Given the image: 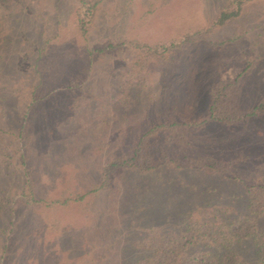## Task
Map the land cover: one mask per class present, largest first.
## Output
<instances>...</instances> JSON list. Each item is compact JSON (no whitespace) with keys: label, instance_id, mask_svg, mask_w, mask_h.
<instances>
[{"label":"rangeland","instance_id":"rangeland-1","mask_svg":"<svg viewBox=\"0 0 264 264\" xmlns=\"http://www.w3.org/2000/svg\"><path fill=\"white\" fill-rule=\"evenodd\" d=\"M232 3H0V264H169L187 220L189 255L264 264V0Z\"/></svg>","mask_w":264,"mask_h":264},{"label":"trees","instance_id":"trees-1","mask_svg":"<svg viewBox=\"0 0 264 264\" xmlns=\"http://www.w3.org/2000/svg\"><path fill=\"white\" fill-rule=\"evenodd\" d=\"M10 1L13 0H0L1 4L4 3H8ZM247 1L250 0H233L232 5H230V7L228 9L223 10L220 15L218 16L217 20L215 21L216 23H220V24H224L227 20L238 16L241 12V7L244 3H246ZM82 2H84V0H82ZM81 30L83 32H87L88 31V27L86 26V24L81 22ZM180 46L181 44L175 41H172L170 43H162L160 45H156L152 48V46L150 48H147L145 50L147 56H162L165 55L168 51H170L172 48ZM143 63H145V60L142 61ZM219 91H213L212 92V100L209 106V116L211 117V119L213 120H219V121H223L226 123L231 122L234 118L236 117H232L233 114L230 113L229 109L225 107V109L223 110V106L221 105V103H225V100H223L222 102H219V98H221V96H217V94ZM219 95V93H218ZM251 115H260V114H264V100L261 101L258 105L255 106V108L252 110V112L250 113ZM154 130V128H151L150 130L146 131L144 133L145 134H150L152 131ZM143 136L140 137L139 141H142ZM142 149H140L141 151ZM138 150H136L137 152ZM122 158V157H121ZM120 161H116L113 162L111 164H109L108 167L104 168L103 170V175L101 178L100 183H98V187H104L106 185H108V182H110L112 176H111V172L109 169L115 171L116 169H119L123 166H131L132 165V161L131 160H121ZM119 159V158H118ZM96 187V188H98ZM186 224H188L185 228H188L189 230H193L196 231L197 229L199 231H197V235L193 234L192 236L196 238V241L198 242L202 237H206V235H211V229L212 227H205V226H201L198 227V223L197 222H190L189 220H187ZM185 224V225H186ZM191 236V240H185L184 237L182 238H178L176 240H179L177 242H179L180 245L177 246V249H167L166 252H160L161 248L157 251L159 252L158 254L162 253V256L165 258V260L167 259L168 262L170 261V258L172 257L174 262H170L172 264H212L208 259L204 258V257H193V255H189L188 252H186L185 248L187 246H189V243L191 242V244L195 243V241H193ZM172 238V243H170L169 245H173V243H175V239L173 236H170ZM182 239V240H181ZM181 240V241H180ZM169 245H164L165 247L169 246ZM189 248V247H187ZM165 252V253H164ZM211 257V255H210ZM213 257V256H212ZM221 264H233L235 263V260L232 258L231 255H227L225 254L223 257H221ZM226 261V262H225ZM169 263V264H170Z\"/></svg>","mask_w":264,"mask_h":264}]
</instances>
